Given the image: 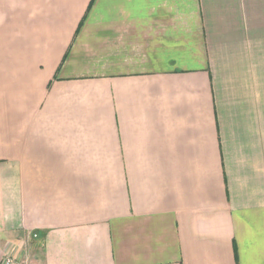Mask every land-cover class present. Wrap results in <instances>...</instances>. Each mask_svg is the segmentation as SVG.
I'll return each mask as SVG.
<instances>
[{
	"label": "crops",
	"instance_id": "obj_1",
	"mask_svg": "<svg viewBox=\"0 0 264 264\" xmlns=\"http://www.w3.org/2000/svg\"><path fill=\"white\" fill-rule=\"evenodd\" d=\"M264 264V0H0V264Z\"/></svg>",
	"mask_w": 264,
	"mask_h": 264
},
{
	"label": "built area",
	"instance_id": "obj_2",
	"mask_svg": "<svg viewBox=\"0 0 264 264\" xmlns=\"http://www.w3.org/2000/svg\"><path fill=\"white\" fill-rule=\"evenodd\" d=\"M3 264H16V260L11 255H9L5 258Z\"/></svg>",
	"mask_w": 264,
	"mask_h": 264
}]
</instances>
